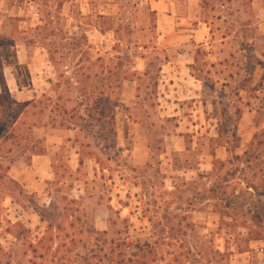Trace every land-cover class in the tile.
<instances>
[{
    "label": "rangeland",
    "instance_id": "obj_1",
    "mask_svg": "<svg viewBox=\"0 0 264 264\" xmlns=\"http://www.w3.org/2000/svg\"><path fill=\"white\" fill-rule=\"evenodd\" d=\"M164 2L0 0V264H264V0Z\"/></svg>",
    "mask_w": 264,
    "mask_h": 264
},
{
    "label": "trees",
    "instance_id": "obj_2",
    "mask_svg": "<svg viewBox=\"0 0 264 264\" xmlns=\"http://www.w3.org/2000/svg\"><path fill=\"white\" fill-rule=\"evenodd\" d=\"M99 18H106V16H102L100 15ZM83 39L84 41L87 40V37L86 36H83ZM100 102L99 101H96V103L93 104V111H90V113H95L98 117V121H100V119H102L103 117L106 118V114L104 112V110H102V106H100ZM91 113V114H92ZM91 116V115H89ZM113 115H111V121H113ZM250 146H254L255 145V141L252 140L250 143H249ZM261 143L258 144V146H260ZM246 154H248V151H244V154L243 156H245ZM243 156H236L238 160H243ZM258 158H261L262 161L264 160V151L262 152V156L261 157H257L256 159L258 160ZM249 162V160L247 161ZM261 174H262V179H261V182H260V185H259V188L261 190V193H264V163H263V166L260 170ZM259 188H255L256 190H259ZM211 192H214V189H210ZM257 209V208H256ZM252 216L255 218L256 222H262L264 224V212L260 213L258 210H254L253 213H252ZM115 240L112 241V243L114 242ZM116 242V246H121V244H118L119 241H115ZM133 242L135 243V245H132ZM121 243V242H120ZM132 243V244H130ZM122 244L124 246H127L128 250H131L132 252V258L131 260L133 259V257H136L137 259H139V264H146V241L143 242V244H140L139 241H131V240H122ZM145 246V248H144ZM102 251V250H101ZM100 251V252H101ZM114 253H115V250L112 249L111 253H107V252H103L101 255L102 256H99V260H98V264L104 262L106 264H114L115 263V260H114ZM86 258V257H85ZM86 261H89L88 259Z\"/></svg>",
    "mask_w": 264,
    "mask_h": 264
},
{
    "label": "crops",
    "instance_id": "obj_3",
    "mask_svg": "<svg viewBox=\"0 0 264 264\" xmlns=\"http://www.w3.org/2000/svg\"><path fill=\"white\" fill-rule=\"evenodd\" d=\"M150 3H151V7L153 11H156L155 9L162 10V11L165 9L164 6H162L163 4H165L164 0H150ZM197 96H198V92L194 91V97H197Z\"/></svg>",
    "mask_w": 264,
    "mask_h": 264
}]
</instances>
